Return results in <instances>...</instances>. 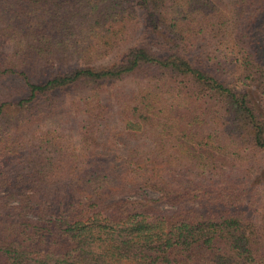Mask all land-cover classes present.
<instances>
[{"label":"trees","instance_id":"16d2710c","mask_svg":"<svg viewBox=\"0 0 264 264\" xmlns=\"http://www.w3.org/2000/svg\"><path fill=\"white\" fill-rule=\"evenodd\" d=\"M0 264H264V0H0Z\"/></svg>","mask_w":264,"mask_h":264},{"label":"rangeland","instance_id":"374dc122","mask_svg":"<svg viewBox=\"0 0 264 264\" xmlns=\"http://www.w3.org/2000/svg\"><path fill=\"white\" fill-rule=\"evenodd\" d=\"M62 128H61V131L64 132V133H72L74 134L75 133V124L72 123V121H70L69 123L67 122H63L62 123Z\"/></svg>","mask_w":264,"mask_h":264}]
</instances>
